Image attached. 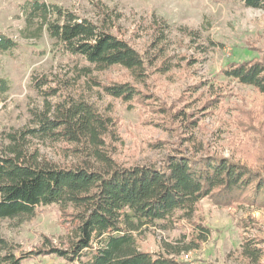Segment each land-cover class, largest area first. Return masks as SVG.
I'll list each match as a JSON object with an SVG mask.
<instances>
[{"label": "trees", "instance_id": "16d2710c", "mask_svg": "<svg viewBox=\"0 0 264 264\" xmlns=\"http://www.w3.org/2000/svg\"><path fill=\"white\" fill-rule=\"evenodd\" d=\"M240 1L264 11V0ZM95 5L97 22L47 0L19 5L25 26L36 30L34 36L46 31L63 53L82 56L98 73L119 67L131 80H103L91 76L89 68L71 78H33L44 106L31 110L32 125L7 133L1 145L0 219L33 216L37 208L56 205L63 233L45 236L39 248L19 255L14 253L16 245L0 238V264H22L46 255L58 256L65 264H190L178 256L200 249L210 235V228L196 216L202 201L228 209L264 207V166L212 154L194 135L207 110L220 102L215 97L223 95L212 93L197 111L187 112L184 108L191 103H167L156 90L159 76H170L181 66L167 55L163 23H154L146 56L126 38L121 15L104 3ZM17 46L0 33V53ZM222 72L264 95L263 61L231 63ZM84 77L86 84L100 87L112 99L139 108L144 125L168 131L177 130L179 122L185 134L181 133V145L170 149L158 166H126L117 158L124 142L121 120L110 107L91 101L80 82ZM195 88L179 95L178 102L188 101ZM10 89V81L0 75V100ZM253 120L249 116L235 122L259 136L262 129H255ZM44 142L55 145L59 162L41 153L39 144ZM149 144L165 147L162 140ZM247 224L245 220L243 226ZM150 226L173 233L175 240L163 241L154 253L141 250L140 239ZM260 242L246 237L243 255L252 260L263 257ZM4 250L7 254L2 255Z\"/></svg>", "mask_w": 264, "mask_h": 264}, {"label": "rangeland", "instance_id": "374dc122", "mask_svg": "<svg viewBox=\"0 0 264 264\" xmlns=\"http://www.w3.org/2000/svg\"><path fill=\"white\" fill-rule=\"evenodd\" d=\"M24 1L0 0V33L18 43L14 51L0 53V75L11 83L10 91L0 100V149L2 143L7 142V133L32 125L31 110L44 106V99L32 86L34 77L71 78L79 69L89 68L91 76L103 80L128 79L126 71L119 67L98 73L82 56L63 53L46 31L34 36L36 30L25 26L19 12V5ZM47 1L95 22L98 20L96 3L114 8L121 15L119 24L126 38L146 56L155 32L153 25L156 21L162 22L167 55L173 57L174 63H181L169 73L170 76L158 77L156 90L162 100L178 103L180 107L191 103L184 108L191 112L202 107L212 93L223 95L215 97L220 102L207 110L201 128H197L194 135L212 154L248 162L258 168L264 166V95L222 72L231 63L264 62L263 10L247 7L240 0ZM80 82L92 102L110 107L112 114L120 118L124 142L117 158L126 166H158L170 154V149L181 145L184 130L179 122L174 126L177 130L168 131L144 125L139 108L132 109L105 95L100 87H91L86 84L85 77ZM194 87L192 97L179 103V95ZM249 116L254 119L255 129L261 127L259 136L254 131L247 133L244 126L235 122L237 118L248 120ZM158 140L165 141V147L150 146V142ZM39 148L43 155L60 161L51 142L40 143ZM196 216L210 228V235L200 249L179 255L180 260L190 264H264V256L252 260L242 253L246 237H258L264 248V207L246 204L228 209L204 200ZM245 220L248 224L243 226ZM62 233L56 205L37 208L33 216L0 219V238L17 246L16 255L36 250L45 236L56 238ZM175 238L171 232L150 226L142 234L140 248L154 253L161 249L163 241L172 242ZM1 254H7V251ZM186 254L188 258L184 257ZM22 264H65V261L55 255H46L32 256L24 259Z\"/></svg>", "mask_w": 264, "mask_h": 264}, {"label": "built area", "instance_id": "2783aa9c", "mask_svg": "<svg viewBox=\"0 0 264 264\" xmlns=\"http://www.w3.org/2000/svg\"><path fill=\"white\" fill-rule=\"evenodd\" d=\"M184 257L188 258V254H186Z\"/></svg>", "mask_w": 264, "mask_h": 264}]
</instances>
